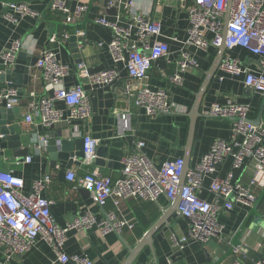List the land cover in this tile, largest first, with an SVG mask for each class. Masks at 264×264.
I'll return each instance as SVG.
<instances>
[{"label":"crops","instance_id":"obj_1","mask_svg":"<svg viewBox=\"0 0 264 264\" xmlns=\"http://www.w3.org/2000/svg\"><path fill=\"white\" fill-rule=\"evenodd\" d=\"M81 1L84 0H75L70 5L74 7ZM138 1L147 5L151 0ZM89 2V12L74 24L67 25L64 15L51 9L52 0H0V57L12 50L17 42L21 43V49L17 54L25 52L28 58L39 59L44 50L53 49L60 61L71 69L69 76L64 79V86L72 88L82 84L88 92L92 106L90 120L61 123L46 129L39 126V119L35 116L34 124H26L24 117L30 101L50 94L47 84L40 78L37 65L30 68L29 83L18 89L21 104L14 108L22 117L13 124L17 134L22 137L19 150L23 152L26 143H29V154L18 158L14 150L9 148V137L2 134L0 127V170L13 171L22 178L26 192L31 190L36 180L50 176L51 184L43 192V196L52 202L51 213L55 223L62 229L67 228L85 212L92 214L96 224L88 230H71L67 233L64 252L68 256L88 258L93 264H124L130 256V249L138 246L140 240L153 229L163 214L171 209L172 204L166 197H161L158 202L130 198L122 200L119 205L111 199L102 209L93 203L89 193L74 189V183L67 180V174L69 171L75 172L77 176L97 173L102 177L117 180L122 176L124 159L136 150L138 142L144 143L142 152L157 167L166 161L185 159V146L190 126L189 114L196 100V94L217 60L219 48L211 47L201 51L194 46L186 45L190 26L187 9L192 4V0H187L186 3L180 0H152V16L162 23V35L158 39L168 44L169 55L152 65L148 83L153 89L165 90L171 102H174L178 108L170 114H160L155 117L147 116L141 108H132V130L122 132L117 115L128 108L122 93L131 83V79L124 64L114 63L108 49L113 40V33L96 23V20L103 16L114 20L118 11H105L103 5L106 0H89ZM10 4L27 5L32 14L23 19L15 15L17 21L12 22L6 17L7 13H12L8 9ZM120 14L123 21L128 19L125 11H121ZM65 34L70 37L67 41L61 42ZM53 36L59 38L58 43L50 42ZM73 36L79 39L75 46L70 43V38ZM99 44H102V47ZM183 52L197 61V67L190 68L183 74V87L175 88L170 84L169 79L176 72ZM227 56L240 61L254 72L262 71L263 57L252 54L244 48L226 49L223 58ZM80 64H85L90 74L115 69L118 78L112 85L93 86L86 78L80 77L78 70ZM15 65L25 66L26 62L17 56ZM220 66L203 96L201 117L198 120L189 160L190 169L199 164L212 144L228 140L231 134V121L211 118L207 114L211 105L225 106L230 103L249 105V120L255 125L260 123L264 126V98L245 86V75L225 74ZM4 70L5 67L0 66V75ZM8 88L9 83L0 77V92ZM55 106L58 109L66 108L62 102H56ZM86 135L99 140L98 151L101 148L105 150L103 165H98L96 160L91 164L82 160L71 168H67V163L63 161H58L56 167H52L49 154L46 152L48 146L59 145L61 140H68L72 142L74 151V147H77V143ZM40 136L50 138L48 146L42 143ZM27 157H32V161L27 162ZM254 171L251 162L240 170H233L232 158L228 157L218 166L214 175L205 177L199 192L201 199L222 205L224 201L217 200L209 192V186L213 179H225L229 174L233 175L234 181L241 182L257 197L252 207L237 204L233 211L220 216L219 222L224 226L221 237L206 244L190 241L182 248L176 246L172 241L173 233L179 237L190 235L189 221L176 212L167 219L169 225L155 231L153 247H145L134 264H169L170 262L172 264H235L236 261H241L242 264H254L264 256V248L258 250L259 244L264 245V189L250 185ZM106 213L115 214V224L123 223L124 226L104 235L98 224L105 220ZM237 247L243 249L238 255L234 252ZM0 264L62 263L58 261L55 250L44 240L39 239L29 253L10 261L0 247Z\"/></svg>","mask_w":264,"mask_h":264},{"label":"built area","instance_id":"obj_2","mask_svg":"<svg viewBox=\"0 0 264 264\" xmlns=\"http://www.w3.org/2000/svg\"><path fill=\"white\" fill-rule=\"evenodd\" d=\"M74 1L52 0L51 3V9L62 13L67 25L74 24L90 10L89 0L71 7L70 4ZM230 1L232 12L228 24L226 49L241 47L252 54L262 56V71L254 72L240 61L228 56L223 58L220 69L232 76L245 75V86L264 98V0H192L187 9L190 26L186 45L194 46L201 51L211 47L219 48L223 41L224 20ZM103 6L107 12L118 11L114 20L103 16L98 18L96 23L113 33V40L108 49L114 63L124 64L131 79V83L122 93L128 108L117 115L121 131L128 132L132 130V108H141L150 117L170 114L178 108L171 102L165 90L153 89L148 83L152 65L169 55V46L158 39L162 35V23L152 16V0L147 5L139 3L138 0H106ZM8 9L12 13H7L6 17L12 22L17 21L15 15L23 19L32 14L29 7L24 4H10ZM121 11L126 12L128 16L126 21L122 20ZM69 37L65 34L61 42L67 41ZM50 42L58 43L59 38L53 36ZM99 46L102 47V44ZM20 49L21 43L17 42L12 50L2 54L0 66L14 65ZM36 65L40 71V78L47 84L50 94L30 101L24 117L25 123L34 124L36 116L39 119V126L47 129L61 123L90 120L92 106L88 92L82 84L72 88L64 86V79L69 76L71 69L60 61L58 54L53 49H46ZM193 67H197V61L189 54L181 53L178 68L169 79L170 84L175 88L183 87V74ZM78 70L80 77L86 78L93 86L112 85L118 78L115 69L90 74L85 64H80ZM56 102H62L66 108H56ZM20 104L18 89L8 88L0 92V108L11 110ZM249 113L250 106L244 104L210 106L207 114L211 118L233 120L231 134L228 140L212 144L199 164L186 173L178 215L189 220L190 235L179 237L173 233L172 241L176 246L182 248L190 241L206 244L221 237L224 226L219 222L220 216L233 211L237 204L252 207L256 202L255 194L241 182L234 181L232 174L225 179H213L209 186V192L217 200L224 201L222 205L199 197L205 177L214 175L226 158H232L233 170H240L251 162L255 171L250 185L264 189V126L248 122ZM39 139L45 146L49 145L48 136H40ZM83 139V161L91 164L97 159L100 142L90 135L84 136ZM143 147L144 143L138 142L136 150L124 159L122 176L117 180L102 177L97 173L77 176L73 171L68 172L67 180L74 183V189L88 191L93 203L102 209L111 199L119 205L122 200L130 198L158 202L161 197H166L173 204L184 173V159L166 161L157 167L144 155ZM26 161L31 162L32 157H27ZM50 184L51 177L45 176L36 180L31 190L26 192L22 178L13 171L0 170V247L3 248L5 257L9 261L22 257L30 252L39 239H42L55 250L58 261L62 264H93L88 258L68 256L64 252V244L69 231L88 230L96 224L94 217L87 211L67 228H60L51 213L52 202L43 196V192ZM115 221V214L106 213L105 220L99 223L98 227L105 235L124 226L123 223L115 224ZM263 248L264 245L259 244L258 250ZM241 251H243L241 247L234 249L237 255ZM235 264L242 262L236 261ZM254 264H264V256Z\"/></svg>","mask_w":264,"mask_h":264},{"label":"water","instance_id":"obj_3","mask_svg":"<svg viewBox=\"0 0 264 264\" xmlns=\"http://www.w3.org/2000/svg\"><path fill=\"white\" fill-rule=\"evenodd\" d=\"M232 12V1H230L227 13L224 20V31H223V41L222 44L219 47V53L217 60L213 64L211 70L209 73H207V78L204 81L202 87L200 88L199 92L196 94V100L194 102V105L192 107L191 113L189 114L190 119V126H189V132L187 137V142L185 146V165H184V173L181 178L178 194L176 196L175 201L172 204V207L170 210L166 211L163 214V217L155 224L153 229L149 231L146 236L140 240V243L138 246L134 249H130V256L125 261L124 264H134L137 257L141 253V251L145 247H153V234L155 231L165 225H169V222H167V219L171 217L174 213H178V207L181 202V191L183 186L186 182V173L190 169L189 167V160L191 157V153L193 150L194 142H195V133L197 129L198 120L201 117L200 108L203 100V96L205 94V91L208 88L209 83L215 76L216 71L219 69V66L221 65V62L223 60V57L225 55L226 50V37H227V31H228V24L230 21ZM79 39L76 36H73L70 38V43L78 44ZM74 46L72 49H74ZM77 53V52H76ZM23 58L25 60L26 65L20 66V65H9L5 67V70L0 75L2 79H4L7 83H9V88H15L20 89L22 86L27 85L29 83L30 78V68L34 67L38 59L37 58H28L25 52H21L19 54H16V57ZM22 116L21 114H17V111L15 109H0V127L2 134L8 136L9 138V148L14 150L15 155L18 158L25 157L29 154V143H26V148L22 152L20 151V147L22 145L21 142V135L17 134L16 129L14 127V122L18 119H20ZM233 121V120H228ZM248 122H251L248 120ZM255 125V124H254ZM257 126L261 125L260 123L256 124ZM75 145V144H74ZM73 144L72 142L68 140H61L59 145L53 144L46 148V152L49 154V159L52 162V167H56L58 161H63L67 163V168H71L74 164L79 163L84 159V139L77 143V147H74V151L72 148ZM106 157L105 150H97V159L96 163L98 165H103V159ZM103 158V159H102ZM83 191H86L84 189H81ZM89 193L88 191H86ZM189 221V220H188Z\"/></svg>","mask_w":264,"mask_h":264}]
</instances>
